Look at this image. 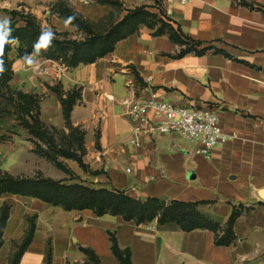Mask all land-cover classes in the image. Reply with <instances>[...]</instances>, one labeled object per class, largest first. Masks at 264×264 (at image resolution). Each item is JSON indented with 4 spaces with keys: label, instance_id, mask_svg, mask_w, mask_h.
<instances>
[{
    "label": "crops",
    "instance_id": "crops-1",
    "mask_svg": "<svg viewBox=\"0 0 264 264\" xmlns=\"http://www.w3.org/2000/svg\"><path fill=\"white\" fill-rule=\"evenodd\" d=\"M160 1L174 28L201 42L199 50L209 48L203 55L178 57L184 46L141 25L106 57L76 68L43 58L38 61L42 71L36 73L34 56L22 61L13 53L11 85L44 95L41 121L59 128L65 126L62 105L50 88L81 90L71 120L86 132L84 163L101 172L88 175L74 163L82 181L141 201L213 202L199 210L221 225L234 206L243 204L251 210L234 226L236 242L217 246L209 230L184 232L176 223L157 220L137 225L121 216L66 211L33 199L10 214L0 264H9L14 244L24 238L28 215L37 217L36 232L20 264H46L49 250L51 264H86L80 248L93 250L100 264H120L111 251L110 233L121 249L131 250L132 264H264V201L256 197L264 186V0ZM3 18L11 16L0 13ZM130 83L138 90L149 85L174 104L213 106L223 131L236 138L210 158L196 154V145L184 144L177 134L157 136L142 149L127 146L133 126L122 103Z\"/></svg>",
    "mask_w": 264,
    "mask_h": 264
},
{
    "label": "trees",
    "instance_id": "trees-1",
    "mask_svg": "<svg viewBox=\"0 0 264 264\" xmlns=\"http://www.w3.org/2000/svg\"><path fill=\"white\" fill-rule=\"evenodd\" d=\"M94 1L109 7L119 5L116 0ZM154 1L157 2V0ZM158 2L159 13H152L147 10L146 6H140L128 10L127 14L120 20H114L113 12H110L100 21L93 22L74 10L66 0H57L52 5V13L72 26L80 34V37L70 38L67 33L50 29L54 33L51 46L46 50L39 48L38 51L36 50L37 41L42 30L49 29L42 27L32 14L24 16L16 10H5L11 16L9 39L14 38L16 40L18 44L17 58L22 61H27L31 56L40 55L46 60L57 61L67 68H76L80 65L96 63L106 57L114 51L118 42L136 34L141 25H146L155 30L154 35H168L173 42L184 46L185 48L177 55L178 57L191 52L203 55L209 48L199 50L202 45L201 42L188 38L180 28H174L173 21L168 18L161 1L158 0ZM244 4L249 6L247 3ZM18 17L21 20H16ZM69 17H74V19L67 22ZM12 45L6 44L4 47L2 59L5 71L0 74V101L10 93L11 81L14 77V61L10 58ZM215 52L219 53L220 51L215 50ZM50 89L58 96L62 105L65 129L69 130L68 135L65 134V130H58L56 127L52 128L55 133H51L48 126L41 121L40 98L37 94L17 92L16 98L11 97L10 101L19 111L22 126L28 130L34 139L35 153L52 161L59 170L70 177L65 180H54L42 175L32 178L16 177L8 172L0 171V198L4 195L30 197L61 207L66 211L91 210L98 217L105 215L121 216L126 222H134L137 225L155 220L160 225L176 223L184 232L212 231L215 234L217 246L229 247L236 242L237 236L234 232V226L244 213L251 210L250 207L243 204L234 206L225 225H221L220 222L199 210L201 205L212 204L213 202H184L163 198H149L141 201L128 196L125 191L88 184L77 176L71 177L73 171L59 158L73 160L81 169L90 172L89 166L83 160L86 155V132L79 126L75 127L71 120L73 109L81 100V90L75 88L64 93L60 85ZM34 110H36V114H33ZM56 133H63L60 140L56 138ZM91 173L92 175H99L101 172ZM10 210L11 207L7 202H4L0 207V249L3 246V236L10 218ZM36 218V216L29 218V228L21 244L11 254L9 264H20L22 256L33 241L36 232ZM109 235L112 254L119 263L132 264L131 250L121 249L116 235L113 233ZM80 250L87 257L86 264H100V258L93 250L88 248H80ZM51 261L52 252L49 250L46 264H51Z\"/></svg>",
    "mask_w": 264,
    "mask_h": 264
},
{
    "label": "rangeland",
    "instance_id": "rangeland-1",
    "mask_svg": "<svg viewBox=\"0 0 264 264\" xmlns=\"http://www.w3.org/2000/svg\"><path fill=\"white\" fill-rule=\"evenodd\" d=\"M66 1L74 10L94 22L100 21L104 16L108 15L109 12H113L114 20H120L127 14L128 10H133L140 6H146L147 10L152 13H159L158 0L157 2L154 0H116L119 2V5L115 7L102 5L94 0H87V2H85V0ZM56 2L57 0H0V13L6 14L5 10L1 11V8H7V10L10 9V11H19L24 16L32 14L37 18L42 27L54 29L60 33H67L70 38H79L80 34L76 32L73 27L64 25L63 29V21L52 13V5ZM16 20H21V18L18 17ZM18 25H21V23H18ZM12 47L13 49L10 53L11 59L13 53H16L17 55L16 50L18 48V44L16 43L12 45ZM33 58L34 59L31 61L32 67L36 68L39 65L38 61L43 59V57L35 55ZM17 92L23 91L18 90L11 85L10 93L0 101V171L8 172L16 177L32 178L42 175L54 180L68 179L70 176L59 170L52 161L40 157L35 153L36 146L34 144V139L29 134L28 130L22 126L19 111L14 106V103L10 101L11 97L16 98ZM28 93L37 94L40 98L41 104L44 95H40L36 91ZM33 114H36V110L33 111ZM48 128L51 133H55L52 130V126H48ZM56 128L58 130H65L66 135L69 134V130L65 129V126L62 128ZM81 129L85 132L83 128ZM55 135L56 138L60 140L63 133H56ZM183 139L184 140H182V142L184 144L190 142L191 144H195L197 147L195 142L189 141L185 138ZM43 146L45 145L43 144ZM59 160L72 171L74 163L76 164H74V166L77 168V163L73 160L65 158H59ZM81 170L84 171L83 169ZM84 172L89 173L88 175H92L91 172L93 171L90 170V172ZM75 176L80 179L77 173L73 171V176L71 177ZM73 180L77 181L75 178H73ZM33 199L34 198L30 197L4 195L0 198V207L4 202H7L11 207V214L12 212L20 211L23 208L30 206V202ZM26 217L27 220H29V218L33 216L28 215ZM22 240L14 244V251L16 250V247L21 244Z\"/></svg>",
    "mask_w": 264,
    "mask_h": 264
},
{
    "label": "built area",
    "instance_id": "built-area-1",
    "mask_svg": "<svg viewBox=\"0 0 264 264\" xmlns=\"http://www.w3.org/2000/svg\"><path fill=\"white\" fill-rule=\"evenodd\" d=\"M35 69L42 71L39 65ZM147 82L150 83L151 79ZM143 91L147 94L144 95ZM122 104L133 126L126 145L137 149L151 144L157 136L177 134L197 144L196 154L210 158L216 148L236 138V135L230 136L223 131L213 106L167 102L149 85L138 90L135 83L128 84V96Z\"/></svg>",
    "mask_w": 264,
    "mask_h": 264
},
{
    "label": "clouds",
    "instance_id": "clouds-1",
    "mask_svg": "<svg viewBox=\"0 0 264 264\" xmlns=\"http://www.w3.org/2000/svg\"><path fill=\"white\" fill-rule=\"evenodd\" d=\"M87 2V0H85ZM74 17H69L67 22H71ZM11 34L10 28V19L3 18L0 19V74H3L5 71L4 62H3V54H4V47L6 44H16V40L14 38L9 39ZM54 39V33L51 30H46L41 33L39 40L37 41L38 47L36 50L38 51L39 48H44L45 50L51 46V42Z\"/></svg>",
    "mask_w": 264,
    "mask_h": 264
},
{
    "label": "water",
    "instance_id": "water-1",
    "mask_svg": "<svg viewBox=\"0 0 264 264\" xmlns=\"http://www.w3.org/2000/svg\"><path fill=\"white\" fill-rule=\"evenodd\" d=\"M256 197L260 200V201H264V186L261 188H258L256 190Z\"/></svg>",
    "mask_w": 264,
    "mask_h": 264
}]
</instances>
